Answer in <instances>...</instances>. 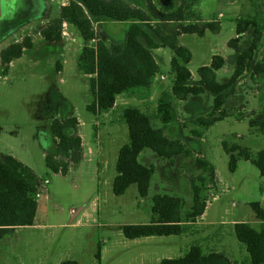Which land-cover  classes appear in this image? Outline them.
Here are the masks:
<instances>
[{
  "label": "rangeland",
  "instance_id": "374dc122",
  "mask_svg": "<svg viewBox=\"0 0 264 264\" xmlns=\"http://www.w3.org/2000/svg\"><path fill=\"white\" fill-rule=\"evenodd\" d=\"M122 1L144 8L146 0ZM212 1H185L193 7L188 22L203 24L204 13L209 10L221 25L219 32L207 31L203 37L197 34L179 37V44L192 55L188 68L192 83L196 85L200 84L199 69L209 67L216 55L225 60L224 67L216 72L217 83H228L236 68L237 52L229 47V42L237 37L236 20L255 12L264 18V0L257 6H254V0ZM161 2L163 4V0ZM63 3L69 5V0H60L61 10ZM233 6L237 8L236 12L230 11ZM56 11L53 7L51 12H44L43 21H53ZM93 23L98 35L109 44H125L131 22H106L96 18ZM66 24L69 35L66 38L62 35V40L57 43H49L41 35L42 29L49 24H30L21 31L17 42L29 36L33 48L26 50L21 59L13 61L7 73L4 68L0 69V155L13 156L31 168L43 186L41 196L37 199L34 195L40 206L35 227L22 228L0 240V264H61L65 261L159 264L164 259L184 256L192 245H199L205 253H225L238 264H250L249 254L237 241L232 226L240 222L255 223L250 204L259 202L264 207V179L258 169L246 161H240L237 171L232 173L223 144L240 145L253 155L264 150V135L250 127V121L264 109V75L253 77L251 72L247 73L243 77L247 79L245 87L236 88L237 92L224 105L223 109L230 117L210 128L195 123L213 111L215 96L208 90L199 96H189L185 101L173 98L177 119L164 125L156 118L158 102L164 93L172 91L175 75L171 68L172 51L160 48L153 52L160 66L153 87L159 91H150L147 99L139 94L124 93L117 98L114 109L95 115L87 110L94 102L90 79L78 69L79 57L87 44L77 27ZM177 28L178 25L173 24L161 26L167 35ZM7 39L0 38V51ZM252 40V31L242 36L240 50H247ZM8 45L10 43L6 47ZM263 59L264 33L255 62ZM162 77L166 79L161 81ZM126 108L140 109L152 118L156 129L164 130L169 139L182 140L192 152L190 157H176L172 166L170 160L145 149L139 162L155 167L145 198L139 196L136 185L121 196L113 192L118 154L130 141L123 118ZM238 112L244 115L243 119ZM68 118L79 121L80 126L74 131L83 140V151L69 158H55L56 162L68 164L64 176L48 168L46 156L56 155L52 122ZM198 159L215 168L218 182L217 189L209 182L205 185L197 182L208 202L201 221H197L187 235L126 239L125 226L148 225L152 221L156 196L181 198L184 203L182 215L190 212L194 200L191 181L204 173ZM46 180L49 184H44ZM99 250L100 261L97 260Z\"/></svg>",
  "mask_w": 264,
  "mask_h": 264
},
{
  "label": "trees",
  "instance_id": "16d2710c",
  "mask_svg": "<svg viewBox=\"0 0 264 264\" xmlns=\"http://www.w3.org/2000/svg\"><path fill=\"white\" fill-rule=\"evenodd\" d=\"M185 1L166 0L165 8H161L153 0H148L143 8L131 6L122 0H85L88 10L95 18L106 22H131L126 42L122 46L109 44L100 37L94 26V19L86 16L84 9L77 4L63 7L60 17L43 28L41 35L47 42L57 43L62 40L64 23L77 27L87 44L79 57L78 69L90 79L94 102L87 106V110L95 115L114 109L117 98L124 93L139 94L144 99L150 98L152 85L160 70L152 50L170 49L173 54L171 68L175 83L172 91L164 93L159 100L156 118L164 125L172 124L177 119L173 98L184 101L189 96H199L208 90L215 96L213 111L208 117L198 118L195 122L208 129L230 117V113L223 109L224 105L230 95L235 93V85L245 74L251 72L253 77L264 75V59L255 62L263 39L264 18L255 12L254 15L236 20L237 37L229 42V47L237 52L236 68L228 83H217L216 72L224 67L225 60L216 55L209 67L199 69L200 84L196 85L192 83V74L188 68L192 55L179 44L178 38L186 34L203 37L207 31L217 33L220 31V23L213 21L185 24L192 16V6ZM259 1L254 0V6H257ZM156 21L178 23V28L167 35ZM249 30L253 31L252 43L247 50L241 51L239 43ZM32 48L33 40L29 36L3 48L0 51V69L4 68L7 73L12 62L21 59L24 52ZM123 118L128 126L130 141L119 151L113 192L116 196H121L131 186L136 185L139 196L145 198L149 194L155 174L154 166H144L138 160L145 149H151L159 157L170 160L172 166L175 165L176 157H190L192 152L182 140L169 139L164 130L156 129L152 118L140 109H124ZM77 126V118L64 121L55 119L51 124L56 155H47L46 163L56 174L65 176L69 167L67 163L56 162V157L69 158L72 154H81L83 151V140L74 131ZM250 127L264 135V109L250 121ZM193 134L198 135L197 132ZM223 148L229 156V168L232 173L237 171L240 161H246L255 166L264 179V150L253 155L249 149L236 144L224 143ZM198 163L204 173L191 181L194 200L190 212L186 216L182 215L184 203L181 198L156 196L152 206V221L148 225L125 226L123 231L126 239L182 236L190 233L194 224L205 214L208 203L202 196V187L197 182L201 185L209 182L214 189L217 186L215 168L202 159H198ZM39 189L40 180L38 181L31 168L13 156L0 155V240L9 236L16 228L34 225L38 208L34 195ZM250 207L260 224L253 226L245 222L235 223L232 230L237 241L245 246L249 263L264 264V207L259 202L251 203ZM100 259L101 250L97 254V260ZM61 264L78 263L65 261ZM159 264L238 263L225 253H205L199 245H192L184 256L178 259H164Z\"/></svg>",
  "mask_w": 264,
  "mask_h": 264
},
{
  "label": "flooded vegetation",
  "instance_id": "af4514ba",
  "mask_svg": "<svg viewBox=\"0 0 264 264\" xmlns=\"http://www.w3.org/2000/svg\"><path fill=\"white\" fill-rule=\"evenodd\" d=\"M147 1L148 0L145 1V6H146ZM153 1L159 7L165 8L166 1H165V4H164V0H163V4L161 0H153ZM178 1H181V0H178ZM71 4L79 5L81 8L85 10L84 13L86 14V16L90 17L88 11H86V8H85V6L87 7L85 0H69V5H64L63 3V7L70 6ZM53 7L55 11L57 10L56 11L57 14L53 19L54 21L59 18L58 15L61 10L60 0H26L24 2V5L18 6L11 16H8V14L2 15L1 20L9 22V25L7 24L8 29L4 30V32L7 30L8 32L6 34H3L4 33L3 32L2 33L3 35L0 37V38H8L7 42L2 44L1 47L5 48L6 44L10 43L11 45L12 43H16L18 39L21 37V31L31 26L30 24H50L52 23L53 21H43V14L44 12H51L53 10ZM92 18L96 19L93 16ZM157 23L161 26L163 25L166 26L167 24H171V23L163 24V22H159V21ZM14 32L17 34L14 35L13 34Z\"/></svg>",
  "mask_w": 264,
  "mask_h": 264
},
{
  "label": "crops",
  "instance_id": "0c3cea01",
  "mask_svg": "<svg viewBox=\"0 0 264 264\" xmlns=\"http://www.w3.org/2000/svg\"><path fill=\"white\" fill-rule=\"evenodd\" d=\"M214 1H216V0H213L212 2H214ZM231 3H233L232 1H230ZM211 6H212V3H211ZM192 9H193V7H192ZM230 11L231 12H236L237 11V8L235 7V6H233L231 9H230ZM219 15H222V14H219ZM223 16V15H222ZM216 19V15H214V13L213 12H209V10H208V13H204V17H203V21H205V22H203V24L204 23H206V22H219V21H217V20H215ZM190 22H188V21H186L185 22V24H189ZM220 23V22H219ZM158 24V23H157ZM164 24V23H163ZM171 24H173V25H178V23H171ZM200 24V23H199ZM220 28H221V25H220ZM176 31V30H175ZM251 31L252 30H249L248 32H250L251 33ZM247 32V33H248ZM247 33H245V34H247ZM252 33H253V31H252ZM172 34V33H171ZM244 34V35H245ZM243 35V36H244ZM181 37V36H180ZM178 42H179V38H178ZM155 50H159V49H154V50H152V54H153V52L155 51ZM13 63V62H12ZM247 74H245L244 76H246ZM243 76V77H244ZM242 77V78H243ZM166 79V78H165ZM193 80V79H192ZM161 81H163V80H161ZM246 81H247V79L246 78H243V79H240L239 81H238V83L235 85V92H237V90H236V88H238V87H245V83H246ZM194 82V81H193ZM153 91H156V92H158L159 90L157 89V90H155L154 89V87H153V85H152V89H151V93L153 92ZM235 94V93H234ZM234 94H232V95H234ZM232 95H230V96H232ZM188 99V98H187ZM186 99V100H187ZM146 101H149V100H146ZM146 101H143V102H146ZM185 101V100H184ZM117 102V101H116ZM237 114H242L241 112H238ZM257 116V115H256ZM239 118V117H238ZM244 118V115L242 114V116H241V118L240 119H243ZM80 126V125H79ZM15 158V157H14ZM16 160H18L17 158H15ZM19 161V160H18ZM20 162V161H19ZM25 165V164H24ZM216 179H217V175H216ZM218 182H217V180H216V184H217ZM218 188V185L216 186V189ZM39 210H40V206L38 205V208H37V215H36V220H35V223H34V225L36 224V222L38 221V214H39ZM205 215V214H204ZM203 215V216H204ZM203 216L201 217V218H199L198 219V221H201V219L203 218ZM256 220V219H255ZM246 223V222H245ZM249 224H253V226H258L260 223L256 220L255 221V223H249ZM31 226V227H35V226ZM22 228H30V227H21V228H16L11 234H13V233H17L18 232V230H20V229H22ZM10 234V235H11ZM3 240V239H2Z\"/></svg>",
  "mask_w": 264,
  "mask_h": 264
},
{
  "label": "water",
  "instance_id": "95a60500",
  "mask_svg": "<svg viewBox=\"0 0 264 264\" xmlns=\"http://www.w3.org/2000/svg\"><path fill=\"white\" fill-rule=\"evenodd\" d=\"M25 1L26 0H0V37L8 32V30L5 32L4 30L8 29L7 24L9 25V22L1 20V16L4 14L11 16L18 6L24 5Z\"/></svg>",
  "mask_w": 264,
  "mask_h": 264
},
{
  "label": "built area",
  "instance_id": "2783aa9c",
  "mask_svg": "<svg viewBox=\"0 0 264 264\" xmlns=\"http://www.w3.org/2000/svg\"><path fill=\"white\" fill-rule=\"evenodd\" d=\"M64 5H66V4H64ZM223 16L221 15V18H222ZM62 35H63V37H68V32H67V24L66 23H64L63 24V30H62ZM93 43H95V42H93ZM162 80H165V77H162L161 78ZM44 184H49V181H45V183ZM42 189H43V186H42V182L40 183V189L38 190V192H36L35 193V197L38 199L40 196H41V191H42Z\"/></svg>",
  "mask_w": 264,
  "mask_h": 264
}]
</instances>
